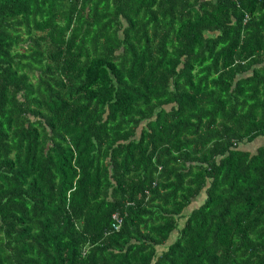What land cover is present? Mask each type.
I'll return each instance as SVG.
<instances>
[{
  "label": "trees",
  "instance_id": "trees-1",
  "mask_svg": "<svg viewBox=\"0 0 264 264\" xmlns=\"http://www.w3.org/2000/svg\"><path fill=\"white\" fill-rule=\"evenodd\" d=\"M262 135L264 0H0V264H264Z\"/></svg>",
  "mask_w": 264,
  "mask_h": 264
},
{
  "label": "rangeland",
  "instance_id": "rangeland-1",
  "mask_svg": "<svg viewBox=\"0 0 264 264\" xmlns=\"http://www.w3.org/2000/svg\"><path fill=\"white\" fill-rule=\"evenodd\" d=\"M258 138H262L263 141H264V135H262V136L257 137V138L254 139L253 141H251V142H249V143H247V144H244V145H242V146H243V147H248V146L253 147V146H256L255 144H256V143H259ZM203 197H204V195H203L202 193H201L199 196H197V197H196V198L190 203V205H189V207L186 209L185 213H187V211H189V209L198 206V205L203 201Z\"/></svg>",
  "mask_w": 264,
  "mask_h": 264
},
{
  "label": "crops",
  "instance_id": "crops-1",
  "mask_svg": "<svg viewBox=\"0 0 264 264\" xmlns=\"http://www.w3.org/2000/svg\"><path fill=\"white\" fill-rule=\"evenodd\" d=\"M258 140H259V143H256L255 145L256 146H253V147H250V146H248V147H243V149L244 150H246V151H250L251 153H254L256 150H257V148L259 147V146H262V145H264V141H263V139L262 138H258ZM247 144V143H246ZM244 145V144H243Z\"/></svg>",
  "mask_w": 264,
  "mask_h": 264
},
{
  "label": "built area",
  "instance_id": "built-area-1",
  "mask_svg": "<svg viewBox=\"0 0 264 264\" xmlns=\"http://www.w3.org/2000/svg\"><path fill=\"white\" fill-rule=\"evenodd\" d=\"M112 217H113V219H114V221H113V223H112V227L113 228H115V229H118L119 228V226H120V223H121V216L118 214V213H114L113 215H112Z\"/></svg>",
  "mask_w": 264,
  "mask_h": 264
}]
</instances>
